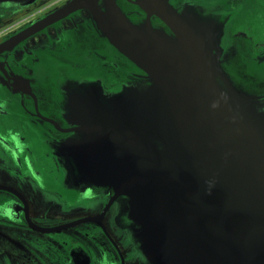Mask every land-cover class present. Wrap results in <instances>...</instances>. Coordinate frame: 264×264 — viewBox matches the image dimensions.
I'll return each instance as SVG.
<instances>
[{
    "label": "water",
    "instance_id": "1",
    "mask_svg": "<svg viewBox=\"0 0 264 264\" xmlns=\"http://www.w3.org/2000/svg\"><path fill=\"white\" fill-rule=\"evenodd\" d=\"M104 1L69 0L0 44L87 8L89 25L148 79L114 97L91 87L78 97L71 124L83 137L61 147L67 181L111 189L157 264H264V110L229 74L246 64L260 76L264 56L223 43L248 0H214L228 5L215 14L201 3L194 19L168 0ZM119 3L138 6L145 21L133 22Z\"/></svg>",
    "mask_w": 264,
    "mask_h": 264
},
{
    "label": "flooded vegetation",
    "instance_id": "2",
    "mask_svg": "<svg viewBox=\"0 0 264 264\" xmlns=\"http://www.w3.org/2000/svg\"><path fill=\"white\" fill-rule=\"evenodd\" d=\"M68 1L0 0V44ZM168 1L192 19L201 3L205 13L228 8L214 0ZM120 5L133 22L145 21L135 4ZM89 18L80 8L0 49V264H157L125 220L124 201L109 188L69 183L60 159L63 144L83 137L71 116L87 87L114 97L149 84ZM150 22L173 35L155 16ZM237 41L264 56V0H248L230 19L223 43L228 49ZM257 72L243 64L229 74L264 110V69Z\"/></svg>",
    "mask_w": 264,
    "mask_h": 264
}]
</instances>
